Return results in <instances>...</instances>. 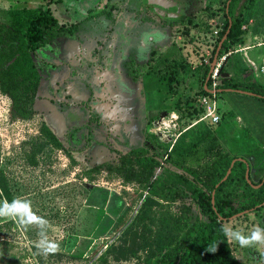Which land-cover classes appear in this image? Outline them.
<instances>
[{
  "label": "rangeland",
  "instance_id": "1",
  "mask_svg": "<svg viewBox=\"0 0 264 264\" xmlns=\"http://www.w3.org/2000/svg\"><path fill=\"white\" fill-rule=\"evenodd\" d=\"M223 1L149 0L144 4L141 0H0V24L5 23L4 12L11 9L50 7L60 22L70 25L86 19L88 10L105 8L110 18L102 16L90 22V28L95 29V35L91 34L93 56L100 57L102 67L108 60L119 61L124 80L137 88L143 98L140 109L144 111V139L156 140L150 137L153 125H146L147 114L170 120L175 113L178 120L170 122L166 118L163 125V139L168 141L202 116L199 107L193 108V99L200 90L204 67L212 63L210 58L223 28ZM209 10L214 11L213 17ZM252 10L241 42L231 45L229 51L240 57V64L247 70L243 77L251 76L264 84V78L248 67L250 61L264 65V26L260 25L264 0H258ZM121 20L129 29L141 31L137 26H148L144 36L148 44L140 45V34L120 29ZM81 31L75 37L84 45L86 37ZM59 48L70 54L81 46L64 36ZM40 55H35V61L43 70L46 66ZM47 60V65H52L51 58ZM53 68L60 73L61 87H43L42 91L58 97L55 103L60 111L77 108L90 111V115L95 112L91 125L97 129L95 116L104 117L107 107L120 103V87L125 83L118 68H112L107 76L120 87L109 85L108 80L104 85L82 83L74 74L77 70L70 72L66 64ZM227 70L232 75L230 66ZM172 73H176V79L166 83L165 77ZM224 96L227 100L244 98L245 102L241 108L220 96V124L211 126L205 120L196 126H205L212 137L200 145L181 170L198 178L208 190L212 174L206 166L215 160L218 151L239 157L264 148V143L257 140L258 134H264V102L236 93ZM129 99L138 104L136 93ZM49 108L45 115L38 101L31 117H22L12 108L10 98L0 93V177L12 199L21 202L15 205V212L5 209L11 217L0 216V264H154L161 243H174L194 222L196 209L189 187L169 179L171 175L165 170L160 171V180L154 184L150 179L124 181L114 166L118 155L132 145L124 142L127 135L118 132L116 137L105 129L96 137L85 131L76 136L71 128L67 136L59 137L63 151L51 147L40 133L43 118L51 123V118L58 116L54 108ZM75 116L71 112L66 118L75 120ZM247 126L251 127L250 133L245 134ZM142 127V121H134L138 138ZM183 136L185 142L192 137ZM161 144L163 149L156 151L163 155L166 144ZM106 163L113 169H93ZM251 165L255 166L253 160ZM4 203L0 199V204ZM222 224L248 234L256 226L264 227V210L249 211L222 220ZM228 243L241 264H264V247ZM44 247L49 248L47 253L42 251Z\"/></svg>",
  "mask_w": 264,
  "mask_h": 264
},
{
  "label": "trees",
  "instance_id": "2",
  "mask_svg": "<svg viewBox=\"0 0 264 264\" xmlns=\"http://www.w3.org/2000/svg\"><path fill=\"white\" fill-rule=\"evenodd\" d=\"M257 1L231 0L218 38L219 44L224 35L227 34L218 58L228 53L231 45L241 42L243 27L251 21L252 8ZM4 20L6 25H0V91L9 94L17 113L26 117L27 107L32 103L39 80L31 59V52L45 44V34L49 33V36L54 38L58 33H73L74 30L73 28L60 27L49 9L8 10L4 12ZM260 25L264 26V19ZM218 44H216L215 50ZM227 61L221 69L219 90L222 100L241 107L242 103L245 102L244 98L227 100L224 94H235V92H226V90H242L256 95L239 94L242 97H253L264 102V84L252 80L251 76L243 77L247 70L240 64L242 62L240 57L238 55L230 56ZM228 66L232 69V75L228 73ZM208 72L209 68L205 66L202 86L199 91L203 94H206L203 84ZM193 102H196V99ZM241 108L240 112H242ZM232 110L228 112L229 116L233 113L234 110ZM249 128L251 127H245V134L250 133ZM42 132L47 144L56 149L62 148L57 138L46 127L42 128ZM190 133L192 135L190 142H185L183 136L173 148L176 169L193 154L202 142L211 137L206 127L202 125L194 128ZM257 140L264 143V134H258ZM234 159L241 160L234 163L228 178L216 189L214 208L211 203V196L204 186L192 183V198L197 208L194 222L186 229L184 235L174 243H161L158 259L154 264H241L232 255L228 240L221 230L224 228L222 220L252 209L256 211L263 209L264 148L249 154V156L234 157L227 152L218 153L215 160L206 166V170L211 171L214 177L211 184L212 190L225 177ZM251 160L255 162V166L250 168L248 182L246 180L245 161L249 163ZM157 165L158 162L150 156H145V152L134 151L121 158L119 172L124 174L126 180L132 178L137 180L143 176L146 181L152 177L153 170ZM172 175L171 177L185 180L182 175L174 173ZM251 175L258 179L256 184L251 182ZM259 184H261L260 187L254 188ZM0 199L7 204H11L13 201L5 180L1 177ZM9 209L15 212V206ZM213 243H218V250L215 253L207 252V246Z\"/></svg>",
  "mask_w": 264,
  "mask_h": 264
},
{
  "label": "flooded vegetation",
  "instance_id": "3",
  "mask_svg": "<svg viewBox=\"0 0 264 264\" xmlns=\"http://www.w3.org/2000/svg\"><path fill=\"white\" fill-rule=\"evenodd\" d=\"M141 2H143L144 4H147L149 2V0H141ZM230 2H231V0H224L223 1V20H222L223 24H224V21L226 19V13H227V9L229 7ZM21 9H23V8H21ZM26 9H28V8H26ZM42 9H49L51 11V13L53 14V11L50 9V7H46V8H42ZM206 9H208V8H205V10ZM11 10H15V9H11ZM209 11H211V15L213 17L214 11L213 10H209ZM97 13H99V14H97ZM53 16L57 20V23L60 27L73 28L74 31H73V33H63V32L58 33L55 35L54 38L53 37L51 38L49 36V33L45 34V37H46L45 44L43 46H41L40 48H38L37 50H35L34 52H31V54H30L32 62H33L34 66L36 68V71L38 73L39 80H38L36 91L33 95L32 103L27 107L26 117H28V116L31 117V115L34 112V107L38 103V101L42 107V110L45 111V115L47 114L46 111L51 110L49 107L54 108L55 113L58 115L55 117L56 121H55V118H51V123L48 122L47 117L43 118V123L40 126L41 135H43L42 128L46 127V129H48L57 138V140L62 145V148L57 149V150H62V151L64 150V146H63V143L59 140V137H60V135L63 136V134L64 135L66 134V136H67V133L71 128L75 129L76 136L81 134L83 131H85L86 135H89V133H91L94 137H96V134L98 135V133H100V134L103 133L104 129L108 130L110 132V135L113 137H116L117 132L120 133L121 136L127 135L128 140H126L124 142H126V144L132 145V147L127 149L126 151L121 152L118 155V158L116 161V166H114V169H116L117 173L122 177V179L124 181H126V182H131V181L143 182V181H145L143 176H140L137 180L134 178L126 180L124 174L119 172L120 160L123 156L130 155L134 151H141V152L143 151V152H145V156H147V157L150 156L158 162V165L153 170L152 177L149 178L153 184L157 183L160 180L159 173L161 170L167 171L168 173H170V175H172L173 173L178 174V175H182L183 178H185V180L178 179L176 177H171V176H170L171 178L169 177V179H171L172 181L177 182L179 184H186L189 187L190 198L193 201H194V199L192 198V191H191L192 183H198V184L204 186V188L208 191V193L211 196V203H212V198H213L212 206L214 208L215 191L223 182H220L219 184H217L215 186V188L212 190L211 184H212V181L214 180V177L211 175L212 179H211V183H210V189L208 190L205 187V185H203V183L199 181L198 178H196L193 175L191 176L185 172H181V170H183V168H184V165L189 160H191L193 158L196 150L200 147V145L204 144L205 141L202 142L195 149V151L193 152V154L191 156L186 158V160L184 162H182L181 165L178 166L179 167L178 169H176V165L174 162L175 156L173 154V148L176 146L180 137H182L184 134L192 132L194 127H196L199 123H201L205 120L202 117H200L196 123L188 125L185 129H183L177 135H173L174 138L172 140L169 139L167 141V140L163 139L164 133H162L163 130L166 129L163 125L165 124V119L167 117L157 118V114L152 115L149 113L146 116V119H147L146 125L147 126L150 124L153 125V127L149 133H150V137H154L156 140H150L147 138L144 139V129H145L144 123L145 122H144V117H142V114L144 111L142 109H140V103H142L140 101V99L143 100V98L140 97V93H138L137 88L134 87L135 85L134 86L129 85L124 80V78L122 77L123 76L122 70L119 66V61L110 62L108 60L106 64L104 63V66H106V67H104V66L102 67V62H100V57L93 56V52H92L93 43L92 42L94 39L93 38L91 39V37H92L91 34L95 35L94 34L95 29L90 28V22L97 17L105 16L107 18H110L111 17L110 13H108L105 8H101V9L97 8V10H88V16L86 17V19H83L80 22L75 21L74 23L73 22L69 23L70 25H67V23L60 22L59 19H57L54 14H53ZM82 23H87L88 25L86 27H83V25H81ZM119 24L120 25L118 27L120 29L127 30V31H134L136 34H140V36L138 38L139 42L141 43L140 45L146 44L148 42V40L145 41V37H144L149 32L148 26L140 27V26L136 25L137 27L142 28L140 31V29H138V28H134V29L127 28L126 27L127 22L122 23V20L119 21ZM0 25H6V24L4 23V24H0ZM88 28H89V30H88ZM81 29H82L81 33L83 35H85V37L88 39V40H86V38H85L84 45L81 44L79 42V40H76V37L78 35L80 36L79 30H81ZM98 35H100V34H98ZM64 36L71 37V39L76 42L78 47L80 48V46H81V48L78 49L77 51L73 52V53H70V54L63 53L62 50L59 48V43ZM74 37H75V39H74ZM219 44H218L216 50L214 48L213 51H215V52H214V54L212 52V56L210 58L212 63L215 62V65L219 60L218 55H219V51L221 49V47L219 48ZM90 47H91V49H89ZM85 48H86V50H84ZM217 50H218V55H217V58L215 59V55H216ZM47 51H51L50 53H48L47 56H45L46 54H42L44 52L47 53ZM235 53H237V52H235ZM73 54H75V55H73ZM35 55H40L39 57H41V62L45 63L46 67L43 70H40L38 68L36 61H35ZM232 55H233V53L230 56H232ZM230 56H228V57H230ZM46 57H48L47 59L51 58L52 65H49V66L47 65V62H50V60H47ZM228 57L226 58L225 62H228L227 61ZM54 59H56V61H59V63L55 62ZM60 62H62V63H60ZM250 62L248 64L249 69H251V71L255 75L258 74L259 73L258 70H255V68H252L250 66ZM113 63H114V65H113ZM212 63L210 66H207L209 68V72H210V68L212 66ZM60 64H66V66L69 68L70 72H72L76 69L77 71L74 72V74L77 75L76 77H78L80 79V82H82V83L83 82H91V83L95 84L96 82H98L99 84H103V85L105 84L106 80H108L107 83L109 82V85H113V84L118 85V83H116L114 81V79H111L110 77L107 76L108 73L112 70V68H114V67L118 68L120 79L123 83H125L124 84L125 86H123V87H120L118 85V87H120V92H121V101L117 106H115L113 108L107 107L108 110L106 112H104V115H103L104 117L101 118L100 115H99L100 117L95 116V118L98 119L96 121V124H95L96 126H98L97 129L93 128L94 125H91V121H92L91 116L96 115L95 112L94 113L91 112L93 114L90 115V113H89L90 111L84 112V110H76L77 108H74V109L71 108L66 112H62V111H60V108L58 107L59 105L55 103V100L58 99V97H56V96L53 97V96L49 95L47 93V91H45V90L42 91L43 87H45V89H46V87H49L48 89L54 88L56 90L61 87L62 81L60 80V73L59 72L55 73L53 71V69H54L53 65L57 66ZM224 64L225 63H223L218 70V76H217L218 81H217V87L215 90V94L218 97V99L220 98V94H221V91L219 90V85H220V78H221V69H222ZM72 68H73V70H72ZM214 68H215V66H214ZM214 68H213V70H214ZM204 71H205V67H204ZM209 72H208L206 80L203 84V89L205 90L206 94L210 93V91H211V90H209V83H210L209 78H210V75L212 72L210 74H209ZM203 74H204V72H203ZM203 74H202V76H203ZM100 76H103L104 78H101ZM260 77L264 78L261 75H260ZM44 78H45V80H44ZM165 79H166L165 80L166 83L174 81L176 79V73L175 74L174 73L169 74L168 76L165 77ZM74 82H75V80H74ZM75 83H77V82H75ZM201 86L202 85H200V87ZM199 91H198V93H196V96L193 99V100L196 99V102H193V104H194L193 108L197 107V109H198V104H197L198 103V97L203 94ZM0 93L8 96L10 98V100L12 102V108H14L15 112L17 113V111L14 107V102H13L12 98L9 96V94L2 93L1 91H0ZM132 93H136L137 98H139L138 104H135L133 101H132V103L130 102L129 98L132 95ZM218 107H219V103H218ZM71 112L76 113L77 116H75L76 117L75 120H69L66 118L67 114H69ZM17 114L19 116H21L19 113H17ZM169 118H170V120L168 118L167 119L170 122H172V119L178 120V117H176L175 113L170 115ZM135 120H140L143 123V127L141 128L140 138H138V132L137 131L135 132L133 129ZM167 132L170 133V131H167ZM211 137H209L208 139H210ZM159 141L166 144V147H164L165 153H163V155L158 154V152L156 151L157 148H161V150L163 149V147H162L163 144H161V142L159 143ZM218 153L221 154L222 152L218 151L215 154V158H216V155ZM245 163H247V162L245 161ZM247 164L249 166V172H250V168L253 166L251 165V162H249ZM112 167L113 166L110 163L109 164L106 163V164L96 166L93 169L105 168L107 171H109V170L113 169ZM155 172H157L156 175H155ZM248 179H249V176H248ZM250 180L252 183L256 184L258 179L251 175ZM247 181L249 182V180H247ZM260 186H261V184H259L258 186H254V188H258ZM148 189H151V187H148ZM194 204H195V201H194ZM195 209H196V214H195V216H196L197 215L196 205H195ZM262 210H264V206H263V209H261L259 211H256L254 209H252L250 211H254V213H259ZM195 216H194V219H195ZM223 220H225V219H223Z\"/></svg>",
  "mask_w": 264,
  "mask_h": 264
},
{
  "label": "built area",
  "instance_id": "4",
  "mask_svg": "<svg viewBox=\"0 0 264 264\" xmlns=\"http://www.w3.org/2000/svg\"><path fill=\"white\" fill-rule=\"evenodd\" d=\"M232 53H235L233 51H229L228 53L222 55L218 62L215 65L214 70L212 71L210 75V83H209V90L210 93L202 94L198 97V107L201 109L202 112V118L204 120H207L209 125L211 126H217L221 122V116L217 112L218 107V97L215 94V90L217 87V81H218V70L221 67L223 63H225L226 58L230 56ZM250 66L252 68H255V70H258L259 74L264 77V65H257L255 62H250Z\"/></svg>",
  "mask_w": 264,
  "mask_h": 264
},
{
  "label": "clouds",
  "instance_id": "5",
  "mask_svg": "<svg viewBox=\"0 0 264 264\" xmlns=\"http://www.w3.org/2000/svg\"><path fill=\"white\" fill-rule=\"evenodd\" d=\"M18 203V200H13L11 204H0V216L11 217L12 214L5 211L6 208H12ZM222 232L229 242H236L241 247H264V227L256 226L250 233L244 234L241 230L233 229L231 227L222 228ZM39 247V245H38ZM218 250V243L209 244L206 251L215 253ZM44 253L49 251L48 247L42 249Z\"/></svg>",
  "mask_w": 264,
  "mask_h": 264
},
{
  "label": "water",
  "instance_id": "6",
  "mask_svg": "<svg viewBox=\"0 0 264 264\" xmlns=\"http://www.w3.org/2000/svg\"><path fill=\"white\" fill-rule=\"evenodd\" d=\"M226 37H227V34L224 35L222 41H221L220 44H219V48L221 47V45H222V43L224 42V40L226 39ZM218 50H219V49H218ZM218 50H217V52H216L215 59L217 58ZM225 63H226V62H225ZM224 65H225V64H224ZM224 65H223V66H224ZM214 66H215V62L212 63V66H211V68H210V72H209V74L212 72ZM208 77H209V76H208ZM207 79H208V78H207ZM226 92H235V93H238V94H241V95L256 96V95H254V94H252V93L245 92V91H242V90H226ZM239 160H241V159H234V160L231 162L230 167H229V169H228V171H227L225 177L223 178V180H222L221 182H224V181L228 178V176H229V174H230V172H231V170H232V167H233L234 163H235L236 161H239ZM245 164H246V179L248 180V176H249V166H248L247 163H245ZM212 203H213V198H212ZM262 206H264V203L262 204ZM247 212H249V211H245V212H243V213H240V214L236 215L235 217L240 216V215H242V214H245V213H247Z\"/></svg>",
  "mask_w": 264,
  "mask_h": 264
}]
</instances>
